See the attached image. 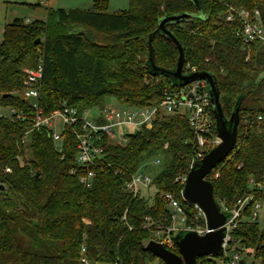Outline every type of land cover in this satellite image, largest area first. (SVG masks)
Wrapping results in <instances>:
<instances>
[{"label": "trees", "instance_id": "obj_1", "mask_svg": "<svg viewBox=\"0 0 264 264\" xmlns=\"http://www.w3.org/2000/svg\"><path fill=\"white\" fill-rule=\"evenodd\" d=\"M200 1L202 19L166 27L185 50L184 65L215 76L225 116L239 108L237 144L207 177L216 201L233 206L249 190L251 178L264 179V123L258 120H264V48L244 50L236 36L239 21L228 22L226 16L231 8L258 9L264 20V0ZM182 13H197L193 0H129L128 9L114 13L107 0H96L90 10L58 8L47 20L16 18L5 26L0 106L25 116L17 120L0 114V264H84L83 247L93 264H165L145 246L158 228L172 224L166 193L181 202L187 224L206 225L195 219L196 207L185 200L183 184L177 181L189 173L196 150L184 115L157 118L151 128L132 134L126 145L105 140L98 175L85 187L70 172L76 166L72 131H64L62 151L45 128L26 135L34 111L20 96L26 70L36 68L43 57L41 107L46 114L61 111L64 102L80 112L102 111L109 96L126 106L159 103L165 88L177 86L166 71L175 68L179 55L175 42L158 31L159 23ZM87 31L111 41L92 40ZM154 158L162 162L152 173L155 195L125 191L131 176ZM231 234L264 264V227L243 220ZM209 257L198 264H218Z\"/></svg>", "mask_w": 264, "mask_h": 264}, {"label": "built area", "instance_id": "obj_2", "mask_svg": "<svg viewBox=\"0 0 264 264\" xmlns=\"http://www.w3.org/2000/svg\"><path fill=\"white\" fill-rule=\"evenodd\" d=\"M228 22L239 21L240 26L236 30V36L243 44V49L251 51L253 45L264 48V20L258 9L250 10L247 8H231L226 16ZM249 58V56H248ZM184 74L197 72V69L190 64L184 65ZM27 77L24 82L22 97L34 111L33 124L29 131L45 128L50 131L52 139L59 151L64 145V131L69 129L76 138V166L70 172L79 175V181L85 187H91L94 179L98 175V168L101 167L100 159L104 154V142L108 140L114 145H126L132 134L142 132L151 128L153 122L163 115H184L194 134L196 150L193 156V163L201 160L213 147L221 143L217 135L215 120L213 117L212 100L208 85L204 80H196L184 86H171L164 89L162 100L157 104L148 106H126L105 107L98 114H91L94 108H88L80 112L76 107L63 103V108L53 114H46L41 107L42 85L44 75V60L39 59L36 68L26 70ZM11 110V119H22L25 115L14 107ZM6 116V115H5ZM62 130L58 132V123ZM258 120L264 123L259 116ZM161 159L154 158L147 161L137 170L131 179L126 182L124 189L134 196H145V190L153 185L154 176L149 172L147 166H161ZM6 172H11V168H6ZM186 176L178 178L183 187ZM168 200V207L171 212L172 224L165 229L158 228L155 232L156 238L152 239L162 243L168 249L177 252L174 235L180 230L195 231L199 235L209 232L206 225L187 224V214L181 202L171 193L165 194ZM221 212L227 214V221L223 227L226 228V235L223 240L224 254L231 253V258L227 257L229 264H241L242 254L250 252L248 248L235 240L231 232L238 227L240 222L248 220L258 222L260 212L264 207V179L249 180V190L239 197L233 206L227 205L226 201L218 202ZM196 220H205V215L196 205ZM149 221V219H147ZM180 220V223H178ZM178 224H181L178 225ZM150 223L145 224L149 229ZM84 264H93L87 256L86 247L82 249ZM223 262V260H222ZM244 263V262H243ZM260 264V263H259Z\"/></svg>", "mask_w": 264, "mask_h": 264}, {"label": "water", "instance_id": "obj_3", "mask_svg": "<svg viewBox=\"0 0 264 264\" xmlns=\"http://www.w3.org/2000/svg\"><path fill=\"white\" fill-rule=\"evenodd\" d=\"M193 2L196 6L197 13L169 15L164 17L159 23L158 31L163 32L173 40L179 50L175 68L166 72L172 76L175 84L178 86H184L196 80L206 81L216 119V131L218 137L221 139V143L213 147L201 160L195 161L187 174L183 189V197L185 200L196 205L203 211L209 232L204 235H199L195 231L180 230L174 237L178 252L168 249L160 242L150 240L145 248L153 256L162 259L165 264H198V260L203 257L223 256L224 250L222 244L226 235V228L223 226L228 217L226 213L221 212L220 206L214 197L213 183L207 177L218 164L229 157L237 144L239 135V108L237 107L233 111L230 118L225 116L220 102L217 81L211 72L197 71L184 74L185 50L174 34L166 27L168 23L182 21L188 18L202 19L204 14L201 1L193 0ZM39 42L40 39H37L35 43L37 44ZM150 62L154 69H159L155 66L152 56L150 57ZM243 262L241 261V264Z\"/></svg>", "mask_w": 264, "mask_h": 264}, {"label": "rangeland", "instance_id": "obj_4", "mask_svg": "<svg viewBox=\"0 0 264 264\" xmlns=\"http://www.w3.org/2000/svg\"><path fill=\"white\" fill-rule=\"evenodd\" d=\"M128 8H129V6L127 7V9ZM16 13L21 14V15H19V17H22L26 20H28L27 18H29V16H31V15H29L28 9L26 10V9L19 8L18 6H16V4L14 2H10L8 0H0V41L2 40L3 31H4L6 24L12 22L15 19L14 16L16 15ZM26 14H28V15H26ZM86 34L88 37H90V39L98 41V42L107 43V42L111 41V38L105 37V36L100 35V34L92 33L91 31L90 32L87 31ZM262 76H263V73L259 72L257 78L260 79V78H262ZM20 96L22 97V94H20ZM121 106L122 105L114 97L109 96L106 98L105 107H121ZM99 112H100L99 109L94 108V110L92 111L91 114L94 115V114H98ZM0 114L9 116V115H11V110L9 107L0 106ZM61 130H62V126H61L60 120H59L57 131L60 132ZM29 152H30V150L27 148L26 154L28 155ZM149 168H150L149 172L151 174L157 173L160 170V167H156V166H150ZM155 192H156L155 187H150L149 189L144 191V193H146V194L148 193L147 195H145L147 198L154 196ZM178 223H180V220H178ZM258 223H259L260 227H264V207H263V210L260 212ZM178 225L181 226V224H178ZM175 235H177V233H175ZM231 256H232V254L228 252L227 257L231 258ZM210 257L212 259H214L218 264H229L228 259L225 256L224 257L210 256ZM242 259L244 260L243 264H259L260 263V259H258L256 257V254L254 251L243 253ZM222 260H223V262H222ZM154 264H159V261H156Z\"/></svg>", "mask_w": 264, "mask_h": 264}, {"label": "crops", "instance_id": "obj_5", "mask_svg": "<svg viewBox=\"0 0 264 264\" xmlns=\"http://www.w3.org/2000/svg\"><path fill=\"white\" fill-rule=\"evenodd\" d=\"M8 1L14 2L16 6H18L19 8L29 10V15L31 16L27 18L28 19L27 21L47 20L50 11L58 8L90 10L93 9L96 2V0H8ZM107 2H108V10L111 13L125 10L129 6V0H107ZM27 4H39V6H37L36 8H31ZM19 15L21 14L16 13L14 18L15 19L22 18L19 17Z\"/></svg>", "mask_w": 264, "mask_h": 264}]
</instances>
